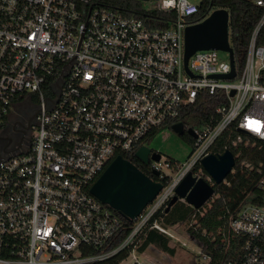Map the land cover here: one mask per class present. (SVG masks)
Listing matches in <instances>:
<instances>
[{"label":"built area","instance_id":"obj_1","mask_svg":"<svg viewBox=\"0 0 264 264\" xmlns=\"http://www.w3.org/2000/svg\"><path fill=\"white\" fill-rule=\"evenodd\" d=\"M94 1L0 0V127L16 107L38 103L31 139L0 158V264H91L128 248L118 264H155L139 251L140 236L189 172L215 184L201 161L222 154L211 149L217 139L236 127L234 145L242 134L264 140V0H254L263 11L232 78L216 77L232 70L228 51L222 59L223 50H198L185 64L187 26L211 14L193 21L198 1L157 0L177 16L165 29ZM205 95L221 100L208 121L184 123ZM178 122L193 129L194 149L184 163L151 149L161 157L147 165L166 182L112 248L123 215L91 193L93 183L116 157L136 155ZM151 227L174 237L157 220ZM263 233L264 204H244L227 229L249 238L239 264H264L255 243Z\"/></svg>","mask_w":264,"mask_h":264},{"label":"trees","instance_id":"obj_2","mask_svg":"<svg viewBox=\"0 0 264 264\" xmlns=\"http://www.w3.org/2000/svg\"><path fill=\"white\" fill-rule=\"evenodd\" d=\"M95 4L113 9L123 15H136L143 19L151 28L165 29L172 25L177 18L175 12H166L156 7L146 8L141 0H95ZM199 13L192 17L193 21H201L217 9L229 12L231 43L236 63L243 66L251 32L256 25L262 7L254 0H199ZM220 99L205 95L192 106L184 123L199 125L208 121L210 114L221 102ZM240 134L236 127L229 128L212 146V151L219 154L226 149L232 150L236 156L234 170L227 176L226 182L215 185L214 198L205 208H194L185 201L178 200L169 210L167 207L157 212L150 220L140 236L139 251H145L150 245H155L164 252L174 255L176 250L170 245L171 238L159 232L151 225L159 221L163 226L170 227L185 223L188 233L201 244V254H206L210 260L203 264H239L245 255L244 245L248 237L244 235H227L229 221L246 203L264 204V190L260 187L261 173L264 168V140L242 134L243 141L234 145L231 140ZM183 139L194 143V138L186 130L179 134ZM124 158L133 162L144 173L154 180L166 182L152 173L134 154H122ZM167 210V211H166ZM119 213V212H118ZM134 222L122 216V226L116 235L113 247H117L127 237ZM223 233H226L224 236ZM264 255V233L255 240ZM130 248L124 249L117 255L91 264H118L129 254ZM192 264H196L194 260Z\"/></svg>","mask_w":264,"mask_h":264},{"label":"water","instance_id":"obj_3","mask_svg":"<svg viewBox=\"0 0 264 264\" xmlns=\"http://www.w3.org/2000/svg\"><path fill=\"white\" fill-rule=\"evenodd\" d=\"M202 49L228 51L232 70L229 74L216 77H234V52L230 45L229 12L226 9L214 10L203 21L187 26L185 30V64L187 65L188 59L196 51ZM233 94L234 92L231 93V95ZM173 130L182 134L184 124L182 122L174 124ZM188 133L196 136L192 128L188 129ZM136 156L144 164L149 162L150 157L154 160H159L161 157L160 153L151 154V148L148 146H142ZM201 162L216 184H220L232 172L236 160L232 150L226 149L220 155L206 156ZM153 173L156 176L159 175L158 171ZM162 188L161 181L154 180L133 162L118 156L97 178L90 191L102 203L109 205L128 220L133 221L155 199ZM214 193V186L203 178L197 179L192 172H189L176 188V194L168 203L167 210L179 199L185 200L194 208H201L212 198Z\"/></svg>","mask_w":264,"mask_h":264},{"label":"rangeland","instance_id":"obj_4","mask_svg":"<svg viewBox=\"0 0 264 264\" xmlns=\"http://www.w3.org/2000/svg\"><path fill=\"white\" fill-rule=\"evenodd\" d=\"M156 3L157 0L143 1V5L146 8H154L156 6ZM220 56L222 59H227L228 53L222 51L220 52ZM18 108H20V106L16 107V110ZM15 111L13 113H15ZM11 116L7 118L0 127V135H2L10 125V120L12 119ZM145 144L149 148L160 152L166 158L173 159L174 161L180 163H184L190 156L192 150L194 149L193 144L183 139L177 132H175L170 127L160 128L159 132ZM213 198L214 195L208 201V203L204 204L205 208H207L211 204ZM170 231L174 235V237L170 241V245L175 248V254L170 255L167 252H164L159 249L157 246L152 245L147 250V252H145V257L159 258L157 257V255L160 254L162 255L159 259L161 262L160 264H192L193 260L196 264H203L201 261H199L200 255L198 256L200 252V244L188 233L187 225H178L176 229L171 228ZM127 263L128 262L126 261L123 264Z\"/></svg>","mask_w":264,"mask_h":264},{"label":"flooded vegetation","instance_id":"obj_5","mask_svg":"<svg viewBox=\"0 0 264 264\" xmlns=\"http://www.w3.org/2000/svg\"><path fill=\"white\" fill-rule=\"evenodd\" d=\"M37 111L38 103L32 98L30 102L20 105L12 114L10 125L0 135V158L31 139Z\"/></svg>","mask_w":264,"mask_h":264},{"label":"crops","instance_id":"obj_6","mask_svg":"<svg viewBox=\"0 0 264 264\" xmlns=\"http://www.w3.org/2000/svg\"><path fill=\"white\" fill-rule=\"evenodd\" d=\"M187 133H188V132H187ZM191 136H192V135H191ZM235 160H236V156H235ZM204 169H205V168H204ZM233 170H234V168H233ZM233 170H232V171H233ZM207 173H208V172H207ZM208 174H209V173H208ZM209 175H210V174H209ZM226 178H227V177H226ZM226 178H225V179H226ZM225 179H224V180H225ZM224 180H223V182H225ZM210 185H211V184H210ZM215 185H217L216 182H215V184L212 185V186L215 187ZM180 200L185 201V200H183V199H180ZM185 202H186V201H185ZM183 224H185V223H183ZM180 225H181V224H180ZM177 226H178V225H174V226H170V227H168V228H175V229H176ZM171 240H172V238H171ZM199 244H200V243H199ZM150 246H152V245H150ZM150 246H149L145 251H143V252H144L143 255L145 254V252H147V250L150 248ZM154 246H155V245H154ZM200 249H201V244H200ZM160 256H162V255H160V254L157 255V257H159V258H148V259H150V260H151L152 262H154L155 264H160V263H161L160 260H159V259H160ZM144 257H145V255H144Z\"/></svg>","mask_w":264,"mask_h":264}]
</instances>
